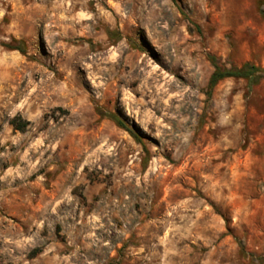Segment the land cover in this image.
<instances>
[{
    "label": "rangeland",
    "instance_id": "1",
    "mask_svg": "<svg viewBox=\"0 0 264 264\" xmlns=\"http://www.w3.org/2000/svg\"><path fill=\"white\" fill-rule=\"evenodd\" d=\"M0 264H264V0H0Z\"/></svg>",
    "mask_w": 264,
    "mask_h": 264
},
{
    "label": "trees",
    "instance_id": "2",
    "mask_svg": "<svg viewBox=\"0 0 264 264\" xmlns=\"http://www.w3.org/2000/svg\"><path fill=\"white\" fill-rule=\"evenodd\" d=\"M11 50H18L20 53L22 54L24 53V50L20 48H13ZM209 61L214 67V71L211 74L208 82L210 88L216 85L219 81L227 78H243V79H247L249 82H252V84H256L260 80V77L255 75L256 71L253 68L250 69H247L246 67L225 68L218 63L217 59L214 56H210ZM114 120L119 126H122L118 119L114 118ZM23 128L24 127H19L18 125L16 127L17 130H22Z\"/></svg>",
    "mask_w": 264,
    "mask_h": 264
}]
</instances>
